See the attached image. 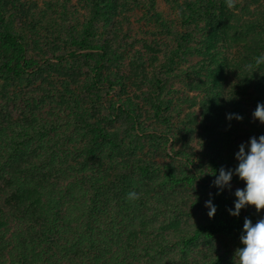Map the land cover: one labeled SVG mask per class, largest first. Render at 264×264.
Returning <instances> with one entry per match:
<instances>
[{
	"label": "trees",
	"instance_id": "trees-1",
	"mask_svg": "<svg viewBox=\"0 0 264 264\" xmlns=\"http://www.w3.org/2000/svg\"><path fill=\"white\" fill-rule=\"evenodd\" d=\"M262 53L264 0H0V264H238Z\"/></svg>",
	"mask_w": 264,
	"mask_h": 264
},
{
	"label": "clouds",
	"instance_id": "clouds-1",
	"mask_svg": "<svg viewBox=\"0 0 264 264\" xmlns=\"http://www.w3.org/2000/svg\"><path fill=\"white\" fill-rule=\"evenodd\" d=\"M237 0H226L229 8L235 7ZM256 66L264 64V53L254 58ZM249 69L252 65H247ZM253 119L259 120L264 124V103H258L254 112ZM226 118L231 121L242 120L239 114H227ZM235 159L238 161L234 169H225L221 167L218 175L212 181V185L223 191L225 188L231 190V180L234 175L245 182L244 188H237L234 192L236 201L234 210L228 209L232 216H239L241 209L246 206H254L257 213L264 210V135L251 137L247 144H240L239 151L235 153ZM219 192L217 193V195ZM211 196V193H210ZM140 198L136 191L127 193L126 199L129 201ZM205 207L209 209V218L214 217L216 206L212 199L205 202ZM240 242L243 247L235 250V258L238 264H264V217L259 218L255 223L251 219L245 218L243 223V232L240 236Z\"/></svg>",
	"mask_w": 264,
	"mask_h": 264
}]
</instances>
